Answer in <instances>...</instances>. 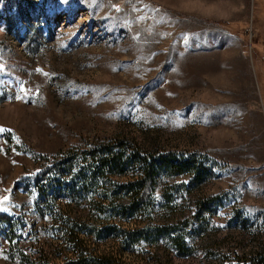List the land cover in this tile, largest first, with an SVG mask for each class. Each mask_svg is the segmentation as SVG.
<instances>
[{"label":"rangeland","instance_id":"1","mask_svg":"<svg viewBox=\"0 0 264 264\" xmlns=\"http://www.w3.org/2000/svg\"><path fill=\"white\" fill-rule=\"evenodd\" d=\"M0 64V264L72 256L42 165L110 140L206 168L163 176L135 217L112 216L102 197L121 199L132 171L60 201L97 234L90 250L127 264L264 253V0H0ZM136 223L145 238L122 239Z\"/></svg>","mask_w":264,"mask_h":264},{"label":"trees","instance_id":"2","mask_svg":"<svg viewBox=\"0 0 264 264\" xmlns=\"http://www.w3.org/2000/svg\"><path fill=\"white\" fill-rule=\"evenodd\" d=\"M69 152L63 157H57L43 163V174L48 184H40L39 190L44 204L51 213L59 215L64 232L72 243V256H67L58 264H127L111 254H101L90 250L85 242L87 236L97 238V234L88 227L81 225L79 219L71 218L63 214L59 209L60 201H77L82 195L95 194L91 186L104 180L106 174H126L129 171L136 173L138 178L123 185L121 190L123 197H115L111 193H104L102 197L107 201L106 212L115 217L127 215L135 217L145 209L150 202H154L157 188L160 186L163 176L193 174L201 179L206 168L198 158L186 156L176 151H146L127 140H110L99 143L93 149L81 153ZM41 173V174H42ZM168 193H164L166 200L170 199ZM3 220H9L10 216L2 215ZM135 229H124V238H129L132 243H138L146 235H139L145 231V226L136 223ZM119 228V227H116ZM121 236V235H120ZM137 236V237H136ZM139 236V237H138ZM183 239L180 244L183 243ZM25 264H31L28 256H24ZM238 264V263H237ZM244 264H264V253H258L244 260Z\"/></svg>","mask_w":264,"mask_h":264},{"label":"snow or ice","instance_id":"3","mask_svg":"<svg viewBox=\"0 0 264 264\" xmlns=\"http://www.w3.org/2000/svg\"><path fill=\"white\" fill-rule=\"evenodd\" d=\"M4 71V66L2 64H0V72ZM21 91H27L26 89L23 88V86L21 85ZM18 99L20 98L19 96L17 97ZM3 129H0V131H2ZM9 197L7 195L0 197V211H6L7 209L4 208L3 202L8 201Z\"/></svg>","mask_w":264,"mask_h":264}]
</instances>
